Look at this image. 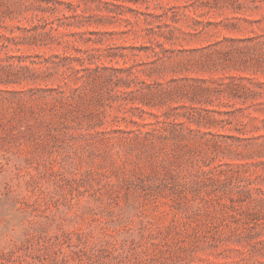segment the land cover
I'll return each mask as SVG.
<instances>
[{
  "label": "rangeland",
  "instance_id": "rangeland-1",
  "mask_svg": "<svg viewBox=\"0 0 264 264\" xmlns=\"http://www.w3.org/2000/svg\"><path fill=\"white\" fill-rule=\"evenodd\" d=\"M0 264H264V0H0Z\"/></svg>",
  "mask_w": 264,
  "mask_h": 264
}]
</instances>
